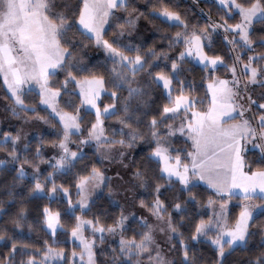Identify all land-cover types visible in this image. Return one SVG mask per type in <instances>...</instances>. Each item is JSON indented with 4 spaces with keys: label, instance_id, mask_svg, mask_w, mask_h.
<instances>
[{
    "label": "snow or ice",
    "instance_id": "snow-or-ice-1",
    "mask_svg": "<svg viewBox=\"0 0 264 264\" xmlns=\"http://www.w3.org/2000/svg\"><path fill=\"white\" fill-rule=\"evenodd\" d=\"M208 2L224 15L217 20L209 17L204 24H190L168 5H153V13L178 29L161 37L167 48L157 51L142 49L129 39L139 20L147 19L132 0H0V77L10 92L6 99L11 100L6 110L25 124H51V117L59 125L55 139L38 133L32 158L27 155L29 144L24 142L27 136L22 129L15 134L0 133V151L6 152L0 159L4 177L0 179V215L9 214L6 204L10 208L18 203L10 222L15 229H22L27 203L60 193L66 198L65 214L75 220L66 228L59 211L43 206L41 223L53 238L52 243L43 241V248L17 235L5 239L8 229H0V243L8 250L0 254V264H98V247L117 234L118 244L109 245L110 259L105 264H203L195 247L202 243L213 247L211 264H229L237 250L250 251L249 244L256 236L260 237L259 247L243 264H264V224L252 230L256 217L264 216V31L256 30V26L264 29V0ZM106 25L112 29L111 40L105 38ZM214 34L222 36L231 63L211 51ZM90 44L103 49L102 63L85 61L84 49ZM177 45L182 50L169 57L168 52ZM160 59L168 62L163 68L153 64ZM185 63L199 65L206 73L205 99H198L195 85H185L181 78ZM221 69L230 76L217 75ZM60 72L64 79L53 83ZM153 85L163 89L167 101L156 112L152 111L156 103ZM251 86L260 89L258 96H253L256 88ZM36 90L48 115L25 102L26 92ZM62 91L68 96L66 107L60 106ZM105 95L110 102H102ZM88 114L94 119L85 127ZM106 119L119 125L111 134ZM177 134L184 138L182 148L170 143ZM146 140L149 150L143 160L132 159V150ZM45 145L58 150L47 160L42 152ZM89 145L102 160L119 163L121 170L127 171L115 173L113 187L112 178L106 183L105 173L95 164L85 167L74 177V203L69 187L56 182V174L66 175L85 160L83 149ZM253 149L259 156L256 167L247 159ZM41 163H47L51 171L42 172ZM25 165L32 169L31 174ZM128 172L130 178L125 181ZM201 182L213 193L206 200L212 212L205 214L207 218L197 213L198 219L185 236L181 222L189 212L188 205L199 204L196 190ZM175 184L180 186L179 192L166 203ZM102 186L110 198L133 188L150 192L151 200L141 197L138 204L152 219L125 213L123 208L109 224L99 215L76 214L77 208L91 211L93 194ZM233 199L240 201L239 212L230 221L228 204ZM130 218L141 229L131 236L125 234ZM58 230L75 244L67 254L63 247L53 246L61 243L55 239ZM100 253L108 255L103 249Z\"/></svg>",
    "mask_w": 264,
    "mask_h": 264
},
{
    "label": "trees",
    "instance_id": "trees-1",
    "mask_svg": "<svg viewBox=\"0 0 264 264\" xmlns=\"http://www.w3.org/2000/svg\"><path fill=\"white\" fill-rule=\"evenodd\" d=\"M132 3L134 6L141 12L145 13V16L147 19L142 17L138 22V27L135 33L129 39H132L134 43L140 44L142 49H147L149 47L155 48L157 51H159L162 48H167V41L162 39L161 37L164 36H170L174 34L175 31H177V28L171 27L170 22H165L162 18H159L157 14L153 13L152 8L153 5L156 7H159L161 4L168 5L169 7L180 11L182 16H185L186 19L189 21L190 24H204L208 22L209 17L211 20H217L220 16L224 15V12L219 9L215 4H210L208 0H132ZM119 15L123 16L124 13L120 12ZM239 19L238 17L236 18ZM149 20L153 21L152 23H149ZM236 22L234 20H229V23ZM111 23V21H110ZM257 32L264 31L260 26H256ZM105 38L106 39H113L112 35V29H110L108 26L106 28L105 32ZM182 50V47L180 45H177L175 48L170 50L168 52L169 57H175L179 51ZM207 50V49H206ZM261 49L257 48V51H260ZM212 52L221 54L225 57L226 62L231 63V60L229 59L230 53L228 50V47L225 46V42L223 41V38L221 35L214 34L213 35V47L211 49ZM85 54V61L91 60L93 63H96L97 61L103 62L104 53L101 51L100 48H97L95 45L90 44L86 49H84ZM243 55V53H242ZM246 58V57H245ZM168 62L160 59L153 61V64H159L160 67H164L165 64ZM184 68L186 71L182 74V79L185 80V85H187L189 82H192L195 85L196 89V96L198 99H205V89H206V80L204 77L206 76V73L201 70V67L199 65H196L194 63H185ZM190 69V71H189ZM101 71H104V68L100 69ZM167 70V69H165ZM217 75L221 77H227L229 75L228 72L224 71L223 69L219 70ZM64 79V73L60 72L56 77L53 78V83H58L59 81H62ZM69 88H72V85H69ZM154 93L153 98L156 101V103L152 107V111L156 112L160 105L163 103H166L167 101L164 98L163 89L157 85H153ZM0 93L2 95L3 102L7 104H11L10 99H6V97H10V94L4 87H0ZM25 102L29 105H34L38 111L41 112L42 115H48V112L45 110V106L39 103V96L37 94V91H31L26 92L24 96ZM68 99V96L64 94L62 91L61 97H60V106L66 107L65 101ZM73 101L78 103V97L76 95H73L72 97ZM102 102L107 103L110 102L109 98L105 95L101 98ZM207 101L205 100V103ZM70 110V109H69ZM83 109H82V115H83ZM94 119V116L92 114H88L87 118L85 120V127L87 126V122ZM49 120L51 121V124H47L48 131L43 134L45 139L51 140L55 139V131L59 128V125L56 123L55 120H53L51 117H49ZM20 120H16V124L19 125ZM178 123V121H177ZM55 124L56 128H53L52 125ZM18 125H13L11 127L7 126L0 130V133L4 131H9L15 134V132L18 129ZM105 127L108 130L109 134H111L112 128L119 127L117 121L115 120H105ZM146 131V129H144ZM73 139H76L73 137ZM39 142V138L35 137L32 138L28 144L29 149L27 152V155L29 158H32L34 156V150ZM170 143L173 147L176 148H182L184 147V138L182 137H174L170 139ZM75 146V145H73ZM52 148L50 145H45L42 149V152L45 156V159H47V153L46 149ZM149 150V142L146 140L145 142L139 143L138 146L132 150L133 155L132 159H136L138 162L142 161L144 158V155ZM85 153H87V156L85 160L77 162L75 167L72 169L71 172L68 174H56V182L58 184H64L65 186L69 187V191L71 193V198L73 202L77 200L76 196V189L73 186L74 183V177L75 174L78 172H81V170L85 169V167H88L90 169V166L92 164H95L100 169H103V164L98 158V154L95 152V148L91 145L85 146ZM6 157V152L0 151V159H4ZM247 159L249 163L253 165V167H256V161L259 159L257 150H251L247 153ZM45 163H41L40 167L44 166ZM28 169L32 170L28 165H25ZM51 171V169L47 168L43 172ZM3 174H0V179H3ZM10 179V176L8 177ZM30 180V177H29ZM28 181H26L27 183ZM163 183V182H162ZM179 185L175 184L172 191H169L167 193L166 197V203L171 200L173 195L177 194L179 192ZM163 191V189H162ZM199 204H190L189 212L185 216V219L181 222L183 224V227H181V231L185 233V236L189 235L192 222L196 219H198L197 213L200 215H204L205 218L207 216L205 214H211L210 208H208L206 204V200L208 196L213 195L212 191L207 188L205 185H201L200 188L197 190ZM143 197L146 201L151 200L150 192L143 191L140 198ZM164 198V197H162ZM215 199L216 197L213 196ZM234 201H238L236 199H233ZM95 203L90 204L91 211H84L80 212V210L77 208L76 214L83 215L88 218H91L95 215L101 216V221L105 224L112 223V221L119 216L121 212V208L116 204L112 202V199L109 197L107 193V189L104 191L103 194L98 196L94 199ZM239 203H234L231 205L229 210V220L235 218V216L239 212V207H237ZM47 205L52 211H59L61 213V219L62 222H64L65 227H70L72 224L75 223L74 217L67 216L65 214V210L67 208L66 204V198L60 194L57 193L56 196L52 199H49L48 197H43L41 199L33 200L29 203H27L28 213H27V220L24 222L22 229H15L14 225L10 222V215L15 214L17 209L19 208V204L12 206L9 208V206L6 204L5 208L8 209L9 214L8 215H1L0 216V229L7 228L8 233L5 236V239H7V236L11 235H17L20 239H22L24 242L29 244H35L39 248H43V241L47 240L49 243L53 242V238L50 237V235L44 230V226L41 223V215H40V209H42L43 206ZM173 216H176V213H173ZM32 225V228L29 229L28 225ZM264 224V216H257L256 217V227H254L252 230L257 231L260 225ZM130 227L126 231V235H134L138 233L141 229L138 224L133 223L132 221L129 223ZM56 240L60 241L59 245L54 244L53 246H59L63 247L65 249L66 254L70 252L71 248L75 246V244L71 241V238L67 236L65 233H61L59 230L57 231V236L55 237ZM118 243L116 242H110L106 241L103 245H100L97 249V261L98 264H105V262L110 259V250L109 245L112 247H116ZM260 244V237L256 236L253 238L252 242L249 244L250 251L244 252L241 250H237L229 257V264H243L245 260L249 258L251 255V252L255 251L256 248L259 247ZM197 248V255L202 258L203 264H211V261L214 259V250L210 243H202L195 245ZM100 249H103L108 255H102L100 253ZM79 249L77 248V251ZM7 248L3 247V244L0 243V254H7ZM19 256H17V259L19 260Z\"/></svg>",
    "mask_w": 264,
    "mask_h": 264
},
{
    "label": "rangeland",
    "instance_id": "rangeland-1",
    "mask_svg": "<svg viewBox=\"0 0 264 264\" xmlns=\"http://www.w3.org/2000/svg\"><path fill=\"white\" fill-rule=\"evenodd\" d=\"M105 27L107 28V25ZM101 51L103 52V49H101ZM104 55H105V53H104ZM229 76H230V73L227 77H229ZM227 77H225V78H227ZM1 86L4 87L8 91L7 85L4 84L2 77H0V87ZM251 87L256 88V91L253 92V96H258L260 89L257 86H251ZM25 88H27V86H25ZM36 91H38V90H36ZM8 93L10 94L9 91H8ZM7 105H9V104L3 102L2 95L0 93V130L4 127H7V126L11 127L13 125H15V126L18 125L15 122L17 119L15 117H13L9 111L6 110ZM253 110L255 111V109H253ZM18 128L22 129L23 132L26 134L27 139H26V141H24L26 143H28L32 138L38 137V133L44 134L48 131L47 124H44L42 122H37V121H32L28 124H25L20 120ZM177 136H179V134H177ZM72 147H75V146L72 145ZM249 147H251V146H249ZM57 151L58 150L54 149V148L46 149L47 159L49 157H51L53 154H55ZM83 151H85V146H84ZM98 158L103 164V169H101V171H103L105 173L106 183L108 182L107 178L111 177L113 187H115L116 181H117V177H116L115 173L117 171H121V174L124 175L125 171H127V170H121V166L119 163H113L110 161L102 160L99 154H98ZM126 163H127V161H126ZM40 168H41V171L43 172L47 168L49 169V166L47 163H45V165L40 167ZM26 169L28 170L29 174H31L32 170L28 169L27 167H26ZM129 178H130V172H128V175H125V181H127ZM201 185H204L203 182H201ZM105 190H106V188H103V186L101 189H97L95 191V193L93 194L92 199L94 200L95 198H97L98 196L103 194ZM143 191H144V189H141V188H133L130 191H120L119 193L115 194L114 197H111V199L118 201V204L117 203L116 204L120 208H123L125 213L135 212L137 215H144V216H147L150 219H152L150 216V213H148V211L146 209L139 207V204H138V200H139L140 196L142 195ZM236 202L240 203V201L231 200L228 204V209L230 210L231 205L236 203ZM210 212H212V209H210ZM131 221L132 220L130 218L128 223H130ZM85 235L86 236L89 235V231L86 230ZM157 235H158V239H159V234H157ZM118 239H119V236L117 234L116 236H109V238L106 241H110V242L113 241V242L118 243ZM76 243L78 244V242H76ZM161 243L163 244L162 240H161ZM164 250L167 251V248H165ZM170 255H172V254L170 253Z\"/></svg>",
    "mask_w": 264,
    "mask_h": 264
}]
</instances>
